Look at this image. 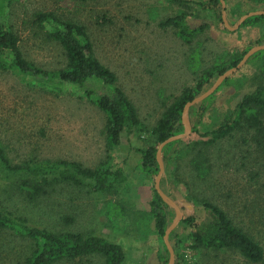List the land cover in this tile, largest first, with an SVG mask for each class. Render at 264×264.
Masks as SVG:
<instances>
[{"label": "rangeland", "instance_id": "374dc122", "mask_svg": "<svg viewBox=\"0 0 264 264\" xmlns=\"http://www.w3.org/2000/svg\"><path fill=\"white\" fill-rule=\"evenodd\" d=\"M256 1L259 3L252 0L253 5L248 0H224V21L222 10L218 15L214 8L203 9L196 3L184 7L167 0H9L7 22L17 34L25 58L43 68L62 66L64 56L33 22L34 14L51 11L60 19L84 24L96 56L116 73L146 130L123 135L121 143L107 152L104 115L96 106L72 93L49 91L0 69V141L13 162L69 158L95 167L108 160L127 174L115 192L55 183L30 197L21 184L25 175L0 163V206L32 225L57 232L92 233L118 242L126 253L123 264H160L158 251H163L164 239L154 229L148 203L156 176L139 169L140 153L135 148L154 142L149 130L165 105L183 86L193 85L203 68L264 44V21L255 25L241 22L236 27L244 14L264 9V0ZM179 10L187 12L191 25L207 24L189 44L172 29L158 25ZM101 15L110 21H99ZM250 56L233 71L228 83L217 86L203 128L215 127L242 94L261 84L256 75L259 61ZM253 133L234 132L208 146L210 168L200 173L193 169L189 154L176 160L177 165L163 162L160 186L182 215L171 230L170 245L175 241L179 252V256L174 253L173 264H254L234 250L194 251L188 246L189 226L182 219L202 216L201 199L219 205L264 249V141ZM191 139L199 137L192 135ZM176 216L172 207L169 225ZM29 251L27 239L0 228V264H21ZM78 260L53 264H76ZM82 260L103 264L99 255Z\"/></svg>", "mask_w": 264, "mask_h": 264}, {"label": "trees", "instance_id": "16d2710c", "mask_svg": "<svg viewBox=\"0 0 264 264\" xmlns=\"http://www.w3.org/2000/svg\"><path fill=\"white\" fill-rule=\"evenodd\" d=\"M170 3L187 7L196 3L203 9H216L221 13L220 0L191 1L167 0ZM250 4L254 3L248 0ZM252 2V3H251ZM9 0H0V69L12 71L21 79L39 84L49 91L60 90L76 95L87 101L104 115L105 150L108 152L121 143L123 135L127 137L146 130L140 120L137 109L124 89L118 83L116 73L102 63L96 56L92 40L84 24L72 19H60L51 11H39L34 14L33 22L43 28L49 40L61 49L64 63L53 69L43 68L25 58L19 38L7 22ZM259 1L255 0V4ZM99 21H110L101 15ZM264 21V14L245 18L242 25H255ZM162 29L170 28L184 43H191L207 24L193 26L188 21L185 10L167 16L158 23ZM198 50L196 49L194 54ZM246 50L235 54L227 62H217L203 68L193 85L183 86L180 92L165 105L160 116L149 130L153 143L139 151V169L146 175L156 176L159 163L156 158L157 146L166 138L183 133L186 128L182 114L186 102L205 91L211 81L236 66ZM193 54V56H194ZM250 58L259 61L257 74L261 84L242 94L235 105L224 115L223 120L213 128H203L204 116L209 102L220 86L229 82V74L210 95L192 104L187 111L191 132L177 140L166 143L161 150L164 163L178 164L176 160L189 154L193 169L200 173L210 168L206 149L218 140L238 131H254L253 136L264 141V48L255 51ZM260 58V59H259ZM192 135L199 139H191ZM259 137V138H258ZM0 163L13 172L25 175L21 184L30 197L44 193L48 186L55 183H67L77 187H89L94 192L110 193L117 191L127 179L122 166H115L108 160L89 167L82 162L69 158L35 159L13 162L0 141ZM172 183L176 182L168 178ZM161 184V183H160ZM149 213L154 222L156 233L163 237L171 222L172 207L168 205L153 188L149 200ZM202 216L190 215L182 219L189 226L188 245L194 251L234 250L247 261L264 264V249L261 244L238 226L230 215L219 205L208 199H201ZM123 210V207H121ZM0 228L13 230L17 235L27 239L30 251L21 264H53L60 260L78 258L76 264H88L82 258L99 255L103 264H123L126 253L122 245L104 236L80 231H53L46 227L29 224L27 220L0 206ZM174 232L168 235L173 240ZM174 253L179 256L177 243L172 242ZM163 251H158L160 264H167L168 249L163 242ZM178 263V261L176 262Z\"/></svg>", "mask_w": 264, "mask_h": 264}, {"label": "water", "instance_id": "95a60500", "mask_svg": "<svg viewBox=\"0 0 264 264\" xmlns=\"http://www.w3.org/2000/svg\"><path fill=\"white\" fill-rule=\"evenodd\" d=\"M221 1V5H222V18L225 21V9H224V5L225 2L224 0H220ZM256 14H264V9L263 10H253V11H249L248 13L244 14L240 21L236 24V27L243 22V20L245 18H247L248 16L251 15H256ZM226 23V22H225ZM232 28V27H230ZM264 48V44H260L257 46H253L251 47L242 57V59L239 61V63L234 66L229 68L228 70H226L225 72H223L222 74H220L215 82L205 91H203L201 94L195 96L193 99H191L190 101L186 102L184 108H183V114H182V118H183V122L185 125L186 130L183 133L180 134H176V135H172L168 138H166L165 140H163L162 142H160L157 146V151H156V158L158 160L159 163V171L155 177V183H154V188L157 191V193L160 195V197L171 207H173L176 210L177 216L176 218L173 220V222L166 228L164 235H163V239H164V243L168 249L169 252V261L168 264H173L174 262V252H173V248L170 245L169 242V238L168 235L171 232V230L175 227V225L178 223V221L181 219V212L179 207L168 197V195L162 190L161 186H160V180H161V176L163 173V161L161 159V150L162 147L173 140H177L179 138H183L185 136H187L190 132H191V126L190 123L187 119V111L189 109V107L196 103L199 102L201 100H203L204 98H206L208 95H210L216 88L217 86L224 80V78H226L229 74L233 73V71H235L251 54H253L255 51Z\"/></svg>", "mask_w": 264, "mask_h": 264}]
</instances>
